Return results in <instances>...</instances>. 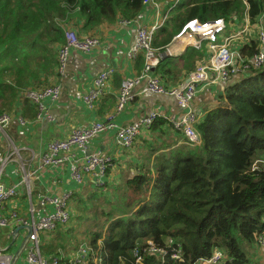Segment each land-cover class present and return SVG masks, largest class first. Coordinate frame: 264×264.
<instances>
[{"label":"trees","instance_id":"16d2710c","mask_svg":"<svg viewBox=\"0 0 264 264\" xmlns=\"http://www.w3.org/2000/svg\"><path fill=\"white\" fill-rule=\"evenodd\" d=\"M263 6L264 0H247V5L242 0H179L152 45L157 53L163 51L193 19H222L232 30L246 12L250 24L258 25ZM142 9V0H0V113L10 111L21 92L45 87L57 65L55 46L65 43L67 30L77 33L71 23L81 22L79 30L89 34L102 24L132 21ZM258 50L259 42L252 40L243 52ZM202 57L194 48L180 56L187 71ZM135 61L142 67V55ZM163 66L155 69L161 79L172 72ZM23 99V118H34L36 106ZM161 123L158 118L150 129ZM195 128L198 145L163 152L120 185L121 199L116 196L103 222L84 232L88 239L82 243L91 249L88 264L94 257L97 264H136L132 249L146 246L147 240L168 251L165 264H192L215 250L225 255L226 264H251L245 247L264 235V65L232 82L223 103ZM101 195L102 189H84L76 196L73 218L84 208L98 209L94 204ZM72 219L68 230L57 227L53 237L41 236L43 256L69 248L73 236L65 232L72 231ZM174 250L181 251L183 261L171 257ZM159 261L144 255L137 264Z\"/></svg>","mask_w":264,"mask_h":264},{"label":"built area","instance_id":"2783aa9c","mask_svg":"<svg viewBox=\"0 0 264 264\" xmlns=\"http://www.w3.org/2000/svg\"><path fill=\"white\" fill-rule=\"evenodd\" d=\"M247 5V0H242ZM179 0H173L175 6ZM143 9L132 20L135 25V42L127 53L133 61L142 55L143 65L140 75L126 78L120 84L115 112H121L132 97V89L140 81L146 82V89L155 94L175 97L181 107L187 111L179 119H169L162 112L154 111L124 126H116L111 120L96 121L88 127L73 128L63 139L48 141L35 152L19 145L7 134L11 121L8 113L0 114V141L4 151L0 153V228L6 241H0V264H14L24 260L26 264H88L91 249L81 244L71 255L58 253L57 256H43L41 236L53 234L57 227L68 226L74 216V202L86 185L103 183L112 158L104 153L84 152L89 141L97 134L114 130L113 142L125 148L140 135L142 129L149 128L158 118L169 120L173 129L182 131L191 145L200 143L195 128L198 122L191 109L198 86L201 84L227 83L237 75L246 74L251 69L264 65L262 55L264 40V6L258 17V25H251L247 13L243 15L241 25L229 30L222 19L200 22L188 21L174 40H182L183 48L191 47L207 53L197 68L190 72L186 81L177 87L168 88L156 72L159 56L153 47L156 32L166 23L168 14L163 10V2L142 0ZM128 23L131 21H122ZM259 42L257 53L247 55L244 47L250 41ZM99 45L96 36H81L75 32H66V41L60 45L57 53L59 70L65 68L70 50L90 53ZM208 54V55H207ZM114 74L113 68L101 71L82 100L88 109L93 110L96 102L104 93ZM60 88L56 85L36 90L24 91L23 95L36 106V120L47 115L46 100L53 102L59 97ZM112 116L109 117L111 119ZM18 122L28 128L29 122L18 117ZM11 165V171L7 167ZM73 186H66V184ZM169 240L167 246H169ZM146 246L132 249L135 263H141L144 255H155L160 260L156 264H165L168 251L157 247L152 241ZM253 247H264V235H260ZM173 259L183 261L180 250H174ZM98 258H93L97 264ZM192 264H226L225 255L215 250L208 259H200Z\"/></svg>","mask_w":264,"mask_h":264},{"label":"crops","instance_id":"0c3cea01","mask_svg":"<svg viewBox=\"0 0 264 264\" xmlns=\"http://www.w3.org/2000/svg\"><path fill=\"white\" fill-rule=\"evenodd\" d=\"M172 5L173 0L163 1V10L168 14L167 20L172 16L173 8L176 7V5ZM80 26L81 22L76 26L71 23L70 27H73L77 34L81 36H96L99 40V45L90 53L70 50L65 68L59 70L55 67L53 74L45 78V87L51 85L59 86V97L53 102L45 101L47 103V115L42 119L36 120V116L32 119L24 118L29 122L27 129L18 122L19 116L23 118L21 105L23 98H25L24 92L17 95L11 110L5 112L11 115L7 134L16 144L24 145L37 152L42 144L63 139L73 128L88 127L96 121L111 120L116 126H124L154 111L162 112L169 119L176 120H179L184 115L187 108L181 107L175 97L148 91L144 80L133 87V95L124 109L119 113H114L121 82L126 78L139 76L142 69L137 61H131L127 56L128 51L135 42V25L132 21L124 23L119 20L113 24H102L89 34L82 33L79 30ZM174 37L163 51H158V65H165L163 68L172 67V72L167 75L164 74L161 79L168 88L177 87L180 83L186 81L188 74L193 71H187L183 68L184 62L180 56L191 47H187L182 51V40H177L172 49L169 52L167 51ZM55 47L57 60L58 49L57 46ZM201 53L203 54V59L207 52L203 50ZM108 68L114 69L113 77L104 93L96 102L95 108L90 110L83 102L82 95L90 89L96 76ZM245 75H237L227 83L205 82L199 85L195 98L191 102V109L197 120H202L208 111L223 103L227 87ZM40 88H43V84L38 88L25 91ZM110 116H112L111 119H109ZM159 125L155 130L150 129V127L142 129L140 135L133 140L131 146L125 148L114 144V130H108L93 137L84 152L104 153L112 158V165L109 167L108 172L106 171L103 183L96 185L93 181L90 185H86L84 189L107 190L108 186L118 181L125 183L128 178L150 166L152 161L163 152H169L184 146H192L182 131L173 129L169 120L163 119V123ZM3 151L4 144L0 141V153ZM7 171H11V165L7 167ZM66 186H73V184H66ZM74 221L75 219L73 218L71 221L72 226ZM67 228L63 227L62 229L68 230ZM71 234L72 231L65 232L66 236L69 235L68 237ZM81 244L83 243L79 242L77 245H70L68 249H58V251L59 253L71 255ZM253 257L255 258L252 259ZM251 260V264H264V251L262 248L254 247ZM14 264L26 263L24 260H17Z\"/></svg>","mask_w":264,"mask_h":264},{"label":"rangeland","instance_id":"374dc122","mask_svg":"<svg viewBox=\"0 0 264 264\" xmlns=\"http://www.w3.org/2000/svg\"><path fill=\"white\" fill-rule=\"evenodd\" d=\"M123 182H117L115 184H111V186H108L107 190H103V193L105 196L102 197V195L96 200V204L98 205V209L95 207L91 206L89 209L84 208L83 211H81L79 214V217L77 220L74 221V225L71 226L72 229V238L70 241L71 245H77L79 242H83L82 240L86 241L88 237L84 235V232L87 229L94 230L96 227V224H99L103 222L104 219V212H110L111 207L116 204V201L113 200L116 196L118 197V200L121 199V196L119 194V187L122 185ZM101 192V191H100ZM107 197V198H105ZM117 199V198H116ZM75 215V214H74ZM69 225V223H68ZM5 231L4 228H0V241L2 244L5 243L6 238L3 234ZM151 240H147L146 242H149ZM100 243V242H99ZM64 244L68 245V243L65 241ZM262 248L264 251V247H259ZM245 251L250 255L254 251V247L248 246L247 248L245 247ZM253 257L252 259H254Z\"/></svg>","mask_w":264,"mask_h":264},{"label":"water","instance_id":"95a60500","mask_svg":"<svg viewBox=\"0 0 264 264\" xmlns=\"http://www.w3.org/2000/svg\"><path fill=\"white\" fill-rule=\"evenodd\" d=\"M175 43H177V40H174V41L168 46V48H167V51H168V52L172 49V47L175 45ZM262 43H263V49H262L261 52H262L263 59H264V40H263ZM181 50L183 51L184 48H182ZM182 51H181V52H182ZM88 153H89V151L86 152V154H88Z\"/></svg>","mask_w":264,"mask_h":264}]
</instances>
